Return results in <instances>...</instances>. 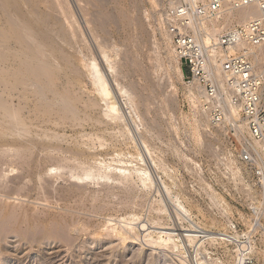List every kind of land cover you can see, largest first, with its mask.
<instances>
[{"label": "rangeland", "instance_id": "374dc122", "mask_svg": "<svg viewBox=\"0 0 264 264\" xmlns=\"http://www.w3.org/2000/svg\"><path fill=\"white\" fill-rule=\"evenodd\" d=\"M65 1L78 29L70 54L81 76H68L80 99L76 107L80 113L73 118L58 111L43 113L31 96L20 101V90L11 100L16 109L26 105L20 111L26 124L20 128L8 124L0 110V264H182L180 260L194 264L195 249L182 247L179 237L166 246L161 243V230L139 228L147 224L180 232L190 221L179 218L173 205L166 204L158 184L149 188L140 174L126 178L114 170L154 172L171 188L172 196L184 199L193 221L216 232L225 231L230 218L247 228L252 222L251 204L263 191L248 194L230 179L232 173L223 160L231 156L227 138L222 132L211 134L205 120L201 122L187 106L189 91L179 68L186 77L188 69L180 64L170 37L153 26V12L161 0ZM242 10L215 19L216 33L250 20ZM254 50L255 66L264 77V45ZM103 54L115 63L120 85L135 96L131 100L138 102V95L146 99L147 110L137 114L135 127L125 117L114 121L104 115L106 101L113 102L123 116L129 117V108ZM89 63L103 70L104 75L97 71L99 79L105 76L107 100L102 101L86 76ZM135 88L138 94L132 91ZM90 102L98 106L89 107ZM15 128L24 131L17 133ZM142 142L154 154L158 165L154 170L145 159ZM110 166L113 169L106 171ZM210 187L225 204L214 201ZM197 255L203 264H235L233 249L221 241L204 240Z\"/></svg>", "mask_w": 264, "mask_h": 264}, {"label": "built area", "instance_id": "2783aa9c", "mask_svg": "<svg viewBox=\"0 0 264 264\" xmlns=\"http://www.w3.org/2000/svg\"><path fill=\"white\" fill-rule=\"evenodd\" d=\"M249 6L259 10L257 18L216 33L213 21L226 8ZM153 26L170 37L180 64L188 69L187 106L204 114L211 134L222 132L227 138L231 156L223 160L230 179L245 191L252 189L250 194L263 191L251 204L249 227L229 219L228 242L216 235L224 231L205 233L189 218L191 225L181 232L173 229V236L190 252L195 249L194 264H203L197 250L206 239L230 246L235 264H257L256 247L264 250V77L249 51L264 45V0H161L153 12ZM236 232L240 239L233 235ZM187 234L194 236V246L188 245Z\"/></svg>", "mask_w": 264, "mask_h": 264}, {"label": "bare ground", "instance_id": "6f19581e", "mask_svg": "<svg viewBox=\"0 0 264 264\" xmlns=\"http://www.w3.org/2000/svg\"><path fill=\"white\" fill-rule=\"evenodd\" d=\"M69 8L70 7L68 6V3H66L65 0H0V89L2 90L0 92V110L2 111V115H1V112H0V115L2 116V118H5L4 119L5 121H8V124L11 123V125L16 128H20L26 124V123L23 124L24 120L21 118V115H20L21 114L20 111L21 110L23 111V109H26V105H24L25 108L23 106H20L19 107L20 109L17 108L18 109L17 110L15 108L16 106L13 105L12 100H11V99H14L13 94L17 92L18 90H20V94H17L19 95L18 97L20 101L23 98L27 99L28 97L31 96L33 99L32 101H34L35 99V102L37 103L36 105L40 106V111H42L43 113L53 115L55 111H58V113H60L61 115L65 117L69 116L72 118L76 117L78 112L80 113V111L77 110L76 108L77 103L80 101V99L77 96V93L73 90L74 81L72 80V78L68 76V74H73V75L81 74L80 69H78L72 63L73 59H71V54H70L71 49L75 47L74 40L78 33V29L73 20L74 15H72ZM224 12H227V13L229 12L233 14L234 11L233 9L229 8V9H226ZM100 13L102 14L103 11ZM242 13L247 14L250 17V19H254L259 15V10L254 6H249V7L244 8V11ZM101 16L102 15H100L99 17ZM102 18L103 17H101V19ZM114 19H116V17ZM125 19L129 21V19L126 18V16H125ZM103 20H105V18H103ZM135 23L137 22L135 21ZM130 24H132V21ZM80 29L81 30H79V32L80 31L83 32L82 27ZM95 32L96 31H94V33ZM79 36H80V33H79ZM82 37L85 38L84 35H82ZM78 38L79 37H77V39ZM249 53L257 56L254 48H251ZM103 55L105 58V63L109 70L108 72L112 73V78L115 80L114 83L119 88L118 92H120L119 95L123 98L122 102L123 103L125 102L124 105H126L129 108V110H126L127 111L126 113L129 114V117L126 115L123 116L121 112L117 110V107L113 102L106 101L107 106L104 110V115L105 117L109 118L110 120H114V121L115 120L123 121L125 117L126 118L125 122L126 123L128 122L130 126H132V124L134 125V123H136L135 117L137 116V114L139 115L141 111L145 109L146 99L144 97V100H143V97L141 95H138L141 99L139 98V101L136 102L137 104L131 100V97H133L134 95L130 96L131 95L129 93L130 91L126 90L127 88L125 89V87H123L122 84L120 85L119 77L121 76H118V72H116L117 67L116 65H114L115 63L113 64V62H111L112 63L111 64L109 61L110 58L108 59L107 54H103ZM83 56H87V55H83ZM94 64L95 63H89L88 65H86V69H87L86 76H88V79H90L91 82L94 84L96 88V92L102 98V101L107 100L109 98V90H107L106 88L108 86L107 85L105 86L106 81L104 82L102 79L105 76H102L100 79L98 78L100 76L97 70L100 71V68L96 70V68L98 67L94 66ZM132 64L134 65V63L131 62V65ZM138 65L136 67H138ZM102 71H100L101 73L100 72L99 73L104 75ZM104 72H106V70ZM179 72H180L181 79L182 80L185 79L186 76L184 75L183 71L180 68H179ZM64 77H66V80H64L65 82H62ZM132 87H134L133 84H132ZM132 91L134 92V94H136L137 90L135 88V91L134 90ZM137 94H138V91H137ZM126 95L128 98L126 97ZM28 100H26L25 102L29 103ZM20 101L18 102L21 103ZM83 106H85V104ZM96 106H98V103L97 104L94 102L89 103V107H96ZM29 109H30V105H29ZM193 111L195 112L197 117L200 118L201 122L202 120H205L206 122L205 126H207V130L211 133V129L208 126V123L206 121L204 114L197 108H195ZM137 117L139 118V116ZM19 130H17V133H20V132L22 133V131H24L23 129H21V131L19 132ZM142 146H143V149H145V151L147 152V157L145 159H147L150 169L154 170L155 167H158L157 162L153 157L154 154L149 149V147L146 145V143L142 142L141 148ZM188 160L192 161L191 159H188ZM111 169L113 168H111L110 166L108 167V169H106V171L109 170L110 172ZM114 171H117L115 173H119V176L126 177V178L127 177L132 178V176L136 174H140L139 176L137 175L138 178L142 181V183L146 185V187H149V188H152L155 184H158L159 189H160L159 191L162 197L164 198L165 201H167L166 204L173 205L174 211H176L175 213H177L178 217L179 218L190 217L189 219L193 220L192 212L185 205L186 202L184 203L183 201L184 199L182 200L180 196H172L171 195L172 190H170L171 188H169V186L166 185V183L162 180V178L158 179L159 177L157 178L154 172L150 170L148 171L147 170H142V171L133 170L132 171L128 169H119V171L118 169H115ZM89 176L91 175H88L87 177ZM211 190H212V198L214 197L213 198L214 201L216 200L218 202L217 203L215 201L217 204H221V205L225 204V202H223V199L219 197L217 192L213 188H211ZM246 191L248 194H250L252 189L250 190L246 189ZM251 221L253 222V220ZM252 222L249 221L248 223L251 225ZM175 226L177 227L178 225H175ZM139 228L143 232L149 231L151 229L161 230V234H163L161 236V243L165 244L166 246H169L170 243H173L176 241L173 236V228H169V227L156 228L155 226L148 227L147 224H143V225L140 224ZM202 229L205 231V233H209L207 232L208 230L207 228L205 229L202 228ZM223 233L224 234L222 236H220V234H216V235L217 237L221 238L223 241L228 242L229 240L228 236H230L229 235L230 229L226 228V230ZM233 235H235L239 239L241 238V235H239L237 232L234 233ZM187 242H188V245H192V244L194 245V236L191 234H187ZM177 248L178 246L176 245V249ZM183 253L185 257L188 256L187 254H189L187 251H184ZM255 254H256L257 261L259 263L262 262L264 264V250L259 247H256ZM180 261L182 262V264H187L186 260H183V261L180 260Z\"/></svg>", "mask_w": 264, "mask_h": 264}]
</instances>
